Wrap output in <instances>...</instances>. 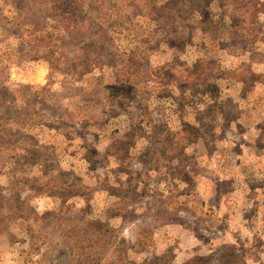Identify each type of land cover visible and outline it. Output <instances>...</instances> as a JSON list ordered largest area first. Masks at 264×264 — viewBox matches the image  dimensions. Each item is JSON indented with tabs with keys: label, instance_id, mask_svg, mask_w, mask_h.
I'll return each mask as SVG.
<instances>
[{
	"label": "rangeland",
	"instance_id": "1",
	"mask_svg": "<svg viewBox=\"0 0 264 264\" xmlns=\"http://www.w3.org/2000/svg\"><path fill=\"white\" fill-rule=\"evenodd\" d=\"M252 144L264 0H0V264H264L195 195Z\"/></svg>",
	"mask_w": 264,
	"mask_h": 264
},
{
	"label": "crops",
	"instance_id": "2",
	"mask_svg": "<svg viewBox=\"0 0 264 264\" xmlns=\"http://www.w3.org/2000/svg\"><path fill=\"white\" fill-rule=\"evenodd\" d=\"M255 136V138L252 137L253 140L257 138V135ZM249 138L250 135L239 137L242 141V145L239 143L240 149L246 148L244 144ZM251 147H253L254 155L252 154L251 157L252 163L248 175L242 174L243 155L237 154V162L233 171L227 168L228 165L226 167L216 165L211 175L199 179L202 181V186L196 188L198 190L195 195L201 199L204 212L208 210L212 213L211 219L223 221L220 235L214 234L219 242L230 241L236 236L246 238L247 233L252 231L251 228L257 229L255 228L256 222L260 223L264 220V170L259 168L257 162L259 160L258 148L253 144ZM223 181L229 183L225 188L222 187Z\"/></svg>",
	"mask_w": 264,
	"mask_h": 264
}]
</instances>
